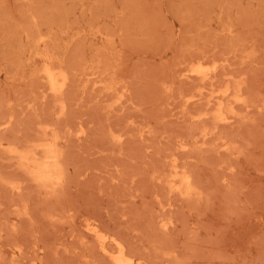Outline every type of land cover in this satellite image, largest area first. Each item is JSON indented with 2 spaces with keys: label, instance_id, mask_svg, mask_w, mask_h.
I'll return each instance as SVG.
<instances>
[{
  "label": "rangeland",
  "instance_id": "1",
  "mask_svg": "<svg viewBox=\"0 0 264 264\" xmlns=\"http://www.w3.org/2000/svg\"><path fill=\"white\" fill-rule=\"evenodd\" d=\"M115 243L264 264V0H0V264Z\"/></svg>",
  "mask_w": 264,
  "mask_h": 264
},
{
  "label": "bare ground",
  "instance_id": "2",
  "mask_svg": "<svg viewBox=\"0 0 264 264\" xmlns=\"http://www.w3.org/2000/svg\"><path fill=\"white\" fill-rule=\"evenodd\" d=\"M92 30V29H91ZM99 34V33H98ZM79 35V34H78ZM93 35V34H92ZM101 35V34H100ZM77 36V35H76ZM86 38V37H85ZM108 39V38H107ZM106 40V39H105ZM36 43V42H35ZM38 43V42H37ZM34 46V45H33ZM107 46H108V44H107ZM30 48V47H29ZM103 48H104V46H103ZM102 48V49H103ZM30 52H31V50H30ZM40 55H41V52H40ZM43 56V55H42ZM49 56V55H48ZM34 57H35V55H34ZM37 57V56H36ZM45 56H43V58H44ZM51 58V57H50ZM31 59V58H30ZM47 59V58H46ZM32 60V59H31ZM49 67V66H48ZM197 69H199V67H197ZM58 70V69H57ZM37 71V70H36ZM203 71V70H202ZM33 72V71H32ZM35 72V71H34ZM39 72V71H38ZM45 76H46V78L48 77V79H49V81H50V83L52 84V85H54L55 84V77H54V75H53V72H52V70L50 69V68H46L45 69ZM35 74H37V73H35ZM195 74V73H194ZM202 74V73H201ZM33 75H34V73H33ZM64 75H65V73H64ZM59 76L62 78V76L59 74ZM198 76V75H197ZM204 76V75H203ZM206 76V75H205ZM57 77V76H56ZM59 77V78H60ZM66 77V76H65ZM59 78H57V80L59 79ZM60 78V79H61ZM60 79H59V81H60ZM204 79V78H203ZM62 81H63V78H62ZM46 82H48V80L46 81ZM65 82V81H64ZM49 83V82H48ZM60 86V85H59ZM56 87V86H55ZM53 88V87H52ZM59 88V87H58ZM54 89V88H53ZM56 90V89H55ZM54 90V91H55ZM58 90V89H57ZM53 91V92H54ZM59 91V90H58ZM60 92V91H59ZM55 93H57V92H55ZM55 147V146H54ZM49 149V148H48ZM16 151V150H15ZM17 152V154L19 153L18 151H16ZM16 152H13V153H16ZM43 152H44V150H43ZM21 153V152H20ZM22 154H23V152H22ZM21 154V155H22ZM19 156H20V154H18ZM28 155V154H27ZM20 157H22V156H20ZM42 157V156H41ZM25 158H27V156H25ZM34 158H35V156H34ZM56 158V157H55ZM42 159H43V157H42ZM53 156H48V154H47V161L45 162V164H43L42 165V167H40L41 169H39L40 170V172H38V174H37V178L39 179V180H46V179H49L48 178V171H49V169L51 168V162L53 161ZM23 160V159H22ZM24 162H25V160H24ZM27 162V161H26ZM58 162V161H57ZM37 163H39V162H37ZM36 163V164H37ZM32 164V163H31ZM35 164V165H36ZM22 165H23V163H22ZM21 166V165H20ZM38 165H36V167H37ZM53 166V165H52ZM23 167V166H22ZM30 167V166H29ZM32 167V166H31ZM35 167V168H36ZM53 168H54V166H53ZM24 169H26V168H24ZM36 169H38V168H36ZM32 171H33V168L31 169ZM35 170V169H34ZM52 171V170H51ZM50 171V172H51ZM34 173H35V171H33ZM30 173H31V171H30ZM48 173V174H47ZM52 173V172H51ZM50 173V174H51ZM55 173V172H54ZM32 174V173H31ZM33 175V174H32ZM53 176V175H52ZM172 176V175H171ZM175 176V175H174ZM173 176V177H174ZM56 177V176H55ZM51 178H53V177H51ZM55 179V178H54ZM61 179V178H60ZM49 180H53V179H49ZM48 180V181H49ZM57 180V179H56ZM174 180V179H173ZM60 181V180H59ZM184 181H185V179H184ZM187 181H189V180H187ZM186 181V182H187ZM58 182V181H57ZM180 183H182V182H180ZM180 183H178V184H180ZM190 183V182H189ZM175 185H176V183H174ZM178 184H177V186H178ZM187 184H188V182H187ZM187 184H185L184 183V185H186L187 186ZM180 186V185H179ZM190 187L191 186H189V190H190ZM186 189H188V187H186ZM181 190V189H180ZM192 191V190H191ZM184 191H182V193H183ZM189 192V191H188ZM187 192V193H188ZM185 194H186V192H185ZM91 226H93V225H91ZM87 229V228H86ZM96 228H91V229H89L90 230V232L93 234V235H96V234H98L97 233V231L95 230ZM100 235H102V234H100ZM94 237V236H93ZM95 238H96V236H95ZM99 238H101L100 236H99ZM103 239H104V237H103ZM101 240H102V238H101ZM113 241V240H112ZM117 242V241H116ZM114 243V242H113ZM100 244V243H99ZM116 244V243H115ZM117 244H120V243H117ZM117 244H116V246H117ZM101 246H102V249L104 250L105 248V246H104V242L102 241L101 242ZM118 247V246H117ZM121 247V244H120V246L118 247V250H116V252L114 253V254H110V259L112 260V262H113V264H126V262H125V260H124V258H125V253H124V251H123V249H122V247Z\"/></svg>",
  "mask_w": 264,
  "mask_h": 264
}]
</instances>
